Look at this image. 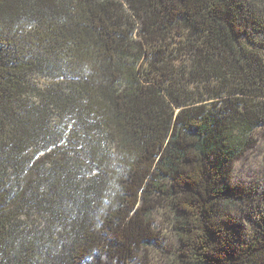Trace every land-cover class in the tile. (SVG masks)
Here are the masks:
<instances>
[{
	"label": "trees",
	"instance_id": "1",
	"mask_svg": "<svg viewBox=\"0 0 264 264\" xmlns=\"http://www.w3.org/2000/svg\"><path fill=\"white\" fill-rule=\"evenodd\" d=\"M264 0H0V264H264ZM246 207V208H245Z\"/></svg>",
	"mask_w": 264,
	"mask_h": 264
},
{
	"label": "rangeland",
	"instance_id": "2",
	"mask_svg": "<svg viewBox=\"0 0 264 264\" xmlns=\"http://www.w3.org/2000/svg\"><path fill=\"white\" fill-rule=\"evenodd\" d=\"M262 53L264 55V51ZM233 182L240 187L262 186L261 184L264 182V139L261 140L257 148L248 153L247 159L239 161L236 165ZM154 218L166 250L148 248L146 253L138 251L134 261L126 264H171L170 258L165 255L175 244L171 217L167 212L158 209Z\"/></svg>",
	"mask_w": 264,
	"mask_h": 264
}]
</instances>
